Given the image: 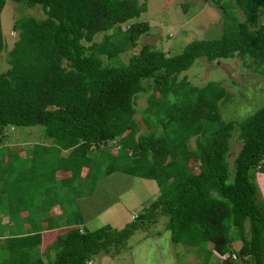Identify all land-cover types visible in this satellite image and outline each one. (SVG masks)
Returning <instances> with one entry per match:
<instances>
[{
    "label": "trees",
    "instance_id": "obj_1",
    "mask_svg": "<svg viewBox=\"0 0 264 264\" xmlns=\"http://www.w3.org/2000/svg\"><path fill=\"white\" fill-rule=\"evenodd\" d=\"M13 1L39 5L45 16L21 14L12 23L17 39L0 73V134L40 125L52 146L35 143L20 155L0 136V264H92L162 218L173 244L203 254L195 264H264V198L252 175L264 158V105L225 120L221 107L231 94L221 80L197 85L180 77L199 58L236 55L264 74V0H203L220 9L221 33L177 53L138 43L151 32L147 20L130 22L145 10L138 0ZM130 47L136 51L124 61ZM141 93L147 104L138 109ZM235 135L240 147L230 163ZM115 171L155 180L159 194L123 228L87 230L80 199ZM46 177L62 180L77 196L64 199L78 209L35 200L36 181Z\"/></svg>",
    "mask_w": 264,
    "mask_h": 264
},
{
    "label": "rangeland",
    "instance_id": "obj_2",
    "mask_svg": "<svg viewBox=\"0 0 264 264\" xmlns=\"http://www.w3.org/2000/svg\"><path fill=\"white\" fill-rule=\"evenodd\" d=\"M138 2L145 6V10L139 17L131 19L130 22L147 20L151 31L140 37L139 44L149 42L167 53H177L181 52L191 40L218 36L221 33L223 17L220 9L212 1L138 0ZM230 3L232 2L230 1ZM186 5L188 9L185 11ZM21 14L33 15L38 18L45 16L39 5L27 7L13 0H6L1 12L2 32L6 46L0 53V73L9 68L7 52L17 39V32L13 31L12 23ZM261 14L264 16V9H262ZM12 31L14 32L13 35H11ZM101 38L102 33L95 36L97 41ZM133 50L136 51V47L135 49L133 47L127 48L121 54L122 59L126 61ZM182 76L197 85H202L209 80H221L222 85L231 94V100L227 106L221 107L225 120L244 118L253 110L264 105V74L245 67L242 64V59L237 55L214 62L199 58L191 68L180 74V77ZM146 104L147 94H139L136 108L143 109ZM135 118L141 126V132L149 130L142 122L140 112L136 114ZM3 133L0 136L4 135L6 141H3L2 145L20 155L24 151L32 150L35 143L52 146L49 143L52 140L43 138L40 125L7 126ZM194 137L188 140L191 148L195 146ZM239 147V139L235 135L229 154L230 163ZM112 151H115V148ZM65 154L67 151L61 152V155ZM53 159L58 161L55 156ZM252 175L264 198V172L261 173L259 167L255 166V169H252ZM44 180L45 182L42 181L41 185L38 179L36 181L40 190L37 193L33 191L35 200L38 199L39 202L42 201L43 203L57 202L55 206L61 202L63 205L69 206L70 210L78 209V201L74 203L70 199H64L67 197L76 198L77 196L72 192H67L62 180H60L62 185L48 177ZM83 187L85 188V186ZM158 194L159 187L153 179L128 175L122 171H115L106 175L95 184L92 194L80 199V210L82 209L85 217V227L87 230H96L109 224L113 229L119 230L133 220L134 216L154 200ZM35 200L33 202L36 203ZM3 220L6 221L7 218H3ZM164 220V218L160 219L159 223L152 226L149 232L137 229L126 241V248L121 247L120 252L113 253L115 256L103 253L96 255L92 264H195L202 261L203 254L201 252L198 254L197 251L184 245V243L177 245L172 243L170 231L163 228ZM60 225V227H64L66 224L61 222ZM81 228L84 229V226ZM158 230L160 231L158 232ZM239 245L240 243L236 241L233 247ZM210 259V262L216 261L214 257Z\"/></svg>",
    "mask_w": 264,
    "mask_h": 264
},
{
    "label": "clouds",
    "instance_id": "obj_3",
    "mask_svg": "<svg viewBox=\"0 0 264 264\" xmlns=\"http://www.w3.org/2000/svg\"><path fill=\"white\" fill-rule=\"evenodd\" d=\"M13 34H14V32L12 31V32H11V35H13ZM262 163H264V158L261 160V162H260L257 166L260 168V165H261Z\"/></svg>",
    "mask_w": 264,
    "mask_h": 264
}]
</instances>
